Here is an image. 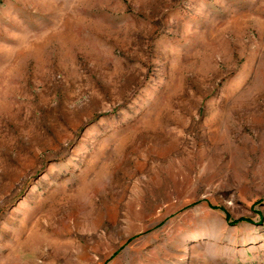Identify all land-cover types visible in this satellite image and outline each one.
<instances>
[{
	"label": "rangeland",
	"instance_id": "1",
	"mask_svg": "<svg viewBox=\"0 0 264 264\" xmlns=\"http://www.w3.org/2000/svg\"><path fill=\"white\" fill-rule=\"evenodd\" d=\"M0 264H264V0H0Z\"/></svg>",
	"mask_w": 264,
	"mask_h": 264
}]
</instances>
